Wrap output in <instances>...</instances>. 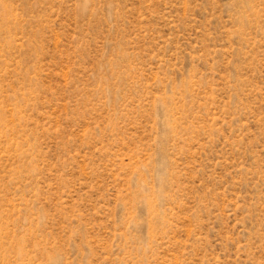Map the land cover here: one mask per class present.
Masks as SVG:
<instances>
[{
    "label": "rangeland",
    "instance_id": "1",
    "mask_svg": "<svg viewBox=\"0 0 264 264\" xmlns=\"http://www.w3.org/2000/svg\"><path fill=\"white\" fill-rule=\"evenodd\" d=\"M0 264H264V0H0Z\"/></svg>",
    "mask_w": 264,
    "mask_h": 264
}]
</instances>
